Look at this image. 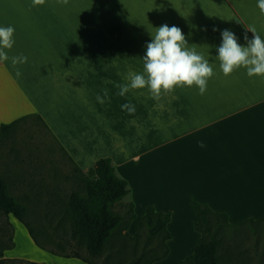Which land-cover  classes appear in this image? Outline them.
I'll return each instance as SVG.
<instances>
[{
    "label": "crops",
    "instance_id": "1",
    "mask_svg": "<svg viewBox=\"0 0 264 264\" xmlns=\"http://www.w3.org/2000/svg\"><path fill=\"white\" fill-rule=\"evenodd\" d=\"M257 5L258 0H45L33 6L32 0H0V27L15 30L13 47L4 50L9 60L0 62V127L38 116L82 172L111 159L128 184L121 203L129 200L136 218L149 207L172 215L169 255L154 264H180L200 237L192 228L193 201L227 214L232 225L264 219V76L248 77L240 67L225 77L216 59L225 29L241 46H247L245 34L253 38L247 31L252 26L264 40ZM164 24L179 27L186 48L209 62L213 76L206 92L201 95L196 85L176 87L155 100L146 86L117 95L115 85L129 83V71L143 74L146 44ZM21 55L27 62L14 68L11 57ZM104 89L108 96L100 104L96 97ZM125 103L135 106L134 114L121 110ZM20 235L38 248L24 227ZM178 242L185 244L174 258ZM13 243L2 260L25 259L16 230Z\"/></svg>",
    "mask_w": 264,
    "mask_h": 264
},
{
    "label": "rangeland",
    "instance_id": "2",
    "mask_svg": "<svg viewBox=\"0 0 264 264\" xmlns=\"http://www.w3.org/2000/svg\"><path fill=\"white\" fill-rule=\"evenodd\" d=\"M110 36L112 41H118V34ZM83 175L88 176V172L77 171L37 118L19 124L7 138L0 141V177L7 184L10 194L26 207V220L35 230L38 240L49 250L60 251V244L66 246L64 253L71 254L73 251L72 245L67 243L70 221L65 210L71 195L81 191L83 184L80 179ZM130 204L129 200H125L113 206V213L121 216L122 223L103 254L93 257L82 251L84 258L93 264H150L155 255L163 254L161 241L151 237L145 225L138 227L142 218L131 220ZM137 211L140 216L141 211ZM12 221H15V227ZM127 225L129 228H126ZM21 227L29 234L24 224L17 223L13 216H6L0 211V252L12 246L16 230L18 251L26 259L5 260L3 264H29V261L65 264L60 260L63 257L30 246L26 238L20 235ZM218 240L220 264H264V222L231 226L218 236ZM178 244L172 248V257L176 254L175 250L185 243ZM189 248L192 252L191 246ZM41 250L56 258L47 259ZM188 250L183 248L181 252L186 254Z\"/></svg>",
    "mask_w": 264,
    "mask_h": 264
},
{
    "label": "trees",
    "instance_id": "3",
    "mask_svg": "<svg viewBox=\"0 0 264 264\" xmlns=\"http://www.w3.org/2000/svg\"><path fill=\"white\" fill-rule=\"evenodd\" d=\"M31 118H37L47 128L38 116L24 117L13 123L1 125L0 141L7 138L19 124ZM76 169L78 172L83 173L80 169ZM80 180L83 184L82 189L71 195L65 210V214L70 221V236L67 243L72 245L71 250L73 251L71 254L64 253L66 250L64 245L59 244L60 251L57 252L47 249L38 240L35 230L26 220V207L10 194L7 184L1 177L0 211L6 216H13L14 219L24 224L34 244L40 249L58 257L79 259L85 264H93L88 258L82 256V251H86L93 257L103 254L106 246L122 223L121 216L114 214L112 208L124 200L129 190L127 182L116 175L115 168L109 158L99 160L96 166L88 171V176L83 175ZM129 207L132 212L131 220L133 221L136 219L134 206L130 204ZM193 208L197 216L194 229L200 234V238L193 253L188 255L180 264H220L218 236L222 232L231 226L238 227L246 223L264 222V219L259 221L248 219L232 225L227 214L215 212L205 203L193 201ZM171 218V213L157 212L155 208L149 207L138 224L139 228L145 225L149 229V235L157 237L161 241L164 252L162 255H155V259L150 264L162 261L169 255L168 242L171 240V234L168 230V224L171 222ZM126 228H129V225ZM13 247L14 243L0 252V264L5 261L2 260L3 252ZM29 264L39 263L29 261Z\"/></svg>",
    "mask_w": 264,
    "mask_h": 264
},
{
    "label": "clouds",
    "instance_id": "4",
    "mask_svg": "<svg viewBox=\"0 0 264 264\" xmlns=\"http://www.w3.org/2000/svg\"><path fill=\"white\" fill-rule=\"evenodd\" d=\"M57 2L67 5L68 0ZM44 3L45 0H32L33 6ZM257 6L264 15V0H258ZM14 31L11 26L0 27V62L9 60L4 50L13 47ZM247 31L252 33L253 38L249 40L247 34L244 35L246 47L238 43V38L230 30L225 29L221 32L222 43L216 49L218 53L216 59L220 62L225 77L240 67L247 69L248 77L264 76V40L257 34L254 26ZM186 45L187 40L179 27L164 24L156 28L155 35L151 36V41L146 44L145 54L141 58L143 74L129 71L127 74L129 83L115 85L119 89L117 95L123 97L130 89H144L147 86L151 98L159 100L162 92L169 93L176 87L190 88L193 85H196L199 93L203 95L208 79L213 76V69L202 55L195 50L187 49ZM26 62L27 57L23 55L11 57L14 68L17 64ZM16 76H21L19 69L16 70ZM102 91L103 96L98 94L96 97L100 104H103L108 96L107 89ZM121 110H126L129 115L136 111L135 106L129 103L121 105ZM199 146L204 145L201 143Z\"/></svg>",
    "mask_w": 264,
    "mask_h": 264
}]
</instances>
